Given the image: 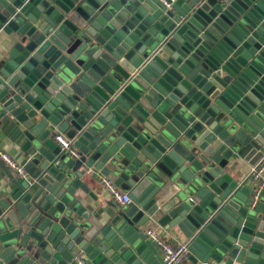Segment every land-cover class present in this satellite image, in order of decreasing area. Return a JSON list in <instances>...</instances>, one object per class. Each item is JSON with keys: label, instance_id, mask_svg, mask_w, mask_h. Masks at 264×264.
I'll return each mask as SVG.
<instances>
[{"label": "water", "instance_id": "1", "mask_svg": "<svg viewBox=\"0 0 264 264\" xmlns=\"http://www.w3.org/2000/svg\"><path fill=\"white\" fill-rule=\"evenodd\" d=\"M166 1L0 0V121L28 157L25 179L0 161V264H164L153 224L191 264H264V191L231 177L264 158V0Z\"/></svg>", "mask_w": 264, "mask_h": 264}, {"label": "built area", "instance_id": "2", "mask_svg": "<svg viewBox=\"0 0 264 264\" xmlns=\"http://www.w3.org/2000/svg\"><path fill=\"white\" fill-rule=\"evenodd\" d=\"M167 7L170 6L166 0H160ZM173 3L175 0H168ZM58 145L65 150L71 156H76L75 151L71 148L70 142L63 136H57L55 138ZM0 161L15 175L20 178L26 177V172L23 166L15 163L6 153L0 149ZM248 179L253 183L252 191L250 194V205L254 206L260 200L262 192L264 190V158L258 163L253 165L250 169ZM100 184L110 197L120 206L130 204V198L127 194L122 193L110 180L105 177L100 178ZM146 236L159 248L161 257L164 264H188V246L185 243H180L175 246L168 244L164 241L157 231L147 229L145 231ZM74 261L77 264H87L86 260L82 256H76ZM210 264V263H206Z\"/></svg>", "mask_w": 264, "mask_h": 264}, {"label": "crops", "instance_id": "3", "mask_svg": "<svg viewBox=\"0 0 264 264\" xmlns=\"http://www.w3.org/2000/svg\"><path fill=\"white\" fill-rule=\"evenodd\" d=\"M0 49H1V47H0ZM63 137L67 141L70 142V140L68 138H66L65 136H63ZM24 141L25 140L23 138V135H22L21 131L19 130V128L17 127V124L14 121H11V120H8V121L7 120H1L0 121V149L4 153H6L15 163H17L18 165L23 166V167L27 163V159H28V157H26V154L24 153L23 148H22ZM234 159L238 161V165L240 166V169L235 170V172H232L231 177L237 181L243 182L245 186H249L252 189L253 183L248 179L249 172H250V169L252 166H250L248 163H246L242 159H238L235 157H234ZM25 178H27V174H26ZM25 178H23V179H25ZM100 178H101V176L98 174L97 179H98L99 183H100ZM5 180H6V178L4 177V175L2 173H0V183L2 181L5 182ZM100 186H101V184H100ZM251 191L252 190H250V194H251ZM124 194H127V193H124ZM105 200H107V202L109 204H111V206L116 205L119 208L122 207L119 204L115 203L107 192L105 193ZM130 204L128 206H130ZM105 209L109 215H112V211L109 208V206L106 205ZM95 216H97V214H95ZM147 229H152V230L157 231L159 236L170 245L175 246V245L180 244V243L186 244V241L182 238H176L175 237V238H173V240H171L172 239L171 233L166 232L163 228L159 227L157 224H153L152 226H149ZM168 241H171V243ZM153 244L156 246L155 243H153ZM157 249H158L159 254L161 256V253H160V250L158 247H157ZM187 260H188V256H187ZM71 264H77V263L73 260ZM87 264H90V263L87 262ZM188 264H191V262L189 260H188ZM211 264H216V263L211 262ZM221 264H224V262H222Z\"/></svg>", "mask_w": 264, "mask_h": 264}]
</instances>
